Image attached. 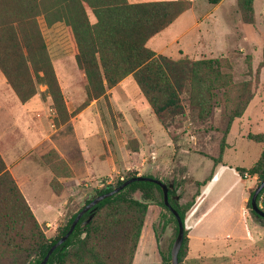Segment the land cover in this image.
Listing matches in <instances>:
<instances>
[{
    "label": "rangeland",
    "instance_id": "rangeland-1",
    "mask_svg": "<svg viewBox=\"0 0 264 264\" xmlns=\"http://www.w3.org/2000/svg\"><path fill=\"white\" fill-rule=\"evenodd\" d=\"M193 1H190L191 8L170 28L157 35L149 48L174 60L187 56L183 49L192 54L194 25L198 23L204 42L209 47L208 50H203V55L198 53V60L222 58L229 61L230 68H225L224 71L230 73L232 84L237 86L232 89V96L239 94L241 85L250 84L253 99L243 117L234 121L227 139L229 147L225 150L223 161L218 164H215L214 159L219 156L228 123V118L224 115V94H219L221 105L214 109L212 116L205 122L197 119L196 113L187 104L188 94H184L185 115L167 129L155 116L165 130L160 128L161 130L155 131V145H148L145 138L146 147L140 150L136 135L146 136L147 131L144 134L143 130L132 123L141 117L142 121L150 125L145 102L142 101L141 105L139 100H135V106L128 107L124 95L115 93L111 95L116 98L115 102L106 96L99 102L91 101L84 109L79 110L86 103L88 95L83 74L75 61L68 29L63 24L49 27L43 17L39 18L68 111L75 114L67 123L55 125L57 113L51 99L43 95L47 88L39 86V93L35 98L41 104L31 101L28 106L30 116L19 115L18 120L30 129L28 133H32V138L35 132L31 127H38L47 140L40 144L27 141L20 145L15 150L19 157L14 169H19L22 176L31 179L27 189L32 192V199L37 206H43L42 210L37 209L40 221L36 219L49 239L55 238L60 227L101 190L108 186L116 187L119 181L129 175L154 176L170 187L174 192V200L181 205L190 202L201 190L203 199L197 205V210H201V214H206V217L199 227V234L205 236L201 244L207 251L220 249L231 238L242 234V210L244 198L247 197L244 211L252 231L249 242L239 244L231 254L223 253L213 263L264 264V221L253 215L248 208L250 191H254L260 181L258 177L253 180L250 175L243 179L238 172V169H250L262 153V146L249 140L248 136L264 133V0H253L252 4L246 0H225L224 4L221 5V1L215 6L209 4L208 0ZM90 19L95 21L92 14ZM249 25L254 26L259 34L246 28ZM248 56L251 57L253 66L252 74L248 70ZM193 58L190 59L194 60ZM8 105L13 109L19 108L18 104H13L6 97L0 103L1 111ZM1 118L5 122L1 125L6 128L10 117L2 114ZM166 131L177 142L173 146L168 144ZM180 140H187L183 150L178 146ZM134 149H138L140 155H134ZM12 150L5 142L0 143V153L4 160L10 162ZM53 153L58 154L71 174L58 178L63 187L59 195L51 187L55 174L51 165L45 161V157ZM55 160L53 159L52 165L58 166L59 162ZM85 161L88 163L85 164ZM58 169L66 171L63 167ZM210 176V182L202 188L198 186L199 182H204ZM133 197L146 202L140 192L134 193ZM162 199L161 193L155 190V201L148 202L146 222L133 264H164V259L171 255L178 225L168 208L159 204ZM260 207L264 210L262 205ZM193 255L195 256V251L188 263L198 264Z\"/></svg>",
    "mask_w": 264,
    "mask_h": 264
},
{
    "label": "trees",
    "instance_id": "trees-1",
    "mask_svg": "<svg viewBox=\"0 0 264 264\" xmlns=\"http://www.w3.org/2000/svg\"><path fill=\"white\" fill-rule=\"evenodd\" d=\"M221 1L208 0L214 6ZM190 8L191 2L187 0L139 3L129 0H0V72L22 104L38 95L39 86H46L43 95L51 99L57 113L55 125L67 123L75 113L68 111L39 18L43 17L49 27L64 23L88 95L79 110L91 101L106 97L109 90L132 75L152 112L167 129L185 115L184 94H188L187 104L197 119L205 122L221 105L219 94L222 93L226 96L224 115L228 123L219 156L214 159L215 164L221 163L233 123L243 117L253 99L250 84L244 83L239 94L232 96L231 91L237 86L232 84L230 73L224 71L230 68L227 59L192 60L185 56L174 60L157 55L147 46L153 37L169 28ZM90 14L94 16V22ZM250 60L248 56V70L252 74ZM248 139L262 145L263 151L250 169H238V172L243 179L250 175L258 177L261 183L264 180V133L250 134ZM53 159L59 162L58 166L52 165ZM45 161L55 174L51 187L59 195L63 187L58 178L71 174L57 153L45 157ZM59 167L66 171H60ZM136 177V174L129 175L116 187ZM211 179L212 176L199 182L198 186L206 185ZM116 187L108 186L99 195ZM155 190L163 198L158 185L135 182L103 200L82 218L71 237L50 256L48 264H133L146 222L148 202L155 201ZM136 192H140L146 202L136 200L133 197ZM250 192L248 208L257 217L251 206L255 190ZM199 195L200 190L190 202L181 205L174 200V192L169 191L170 203L183 222ZM159 204L167 208L163 199ZM258 204L264 207V191ZM168 211L178 225L173 213ZM79 212L60 227L55 238L49 239L0 153V264H40L68 233ZM188 249L185 228L180 264H185ZM164 264H171V255L164 259Z\"/></svg>",
    "mask_w": 264,
    "mask_h": 264
},
{
    "label": "crops",
    "instance_id": "crops-1",
    "mask_svg": "<svg viewBox=\"0 0 264 264\" xmlns=\"http://www.w3.org/2000/svg\"><path fill=\"white\" fill-rule=\"evenodd\" d=\"M129 1L131 3H139L137 0H129ZM151 1H170V0H151ZM190 1L194 2L193 0H190ZM148 2H150V1H148ZM224 3H225V0H222V2L220 4L222 5ZM62 24L65 25L64 23L59 22V23H56L55 26L56 25L57 26L62 25ZM198 26H200V24H198V23L194 25L195 34H193L194 41H193V46H192V48H193L192 54H188L187 50L183 49L184 54L189 56L190 58L194 57L193 58L194 60L199 59L197 57L198 53L200 55H203V52H204L203 50L204 49L208 50V48H209L206 45V43L204 42L203 32L199 29ZM197 27H198V29H196ZM246 28H250L252 30V32L259 34L257 32V30L255 29V27L252 25L246 26ZM207 35H208V32H206V36ZM155 37H153L148 42V44H147L148 47L151 45V43L155 39ZM177 41L179 42V39ZM150 49L153 50L152 48H150ZM153 51L157 55L162 54L161 52H157L156 50H153ZM263 74H264V68H263V72H262V77H263ZM134 84H136V82H135L133 76L131 75V76L127 77L125 80H123L120 84H118L115 88L109 90L107 92L106 96H108L112 102H115L116 98L114 96L112 98L111 95H114L115 93L123 94L125 99L127 100V106L128 107H132V105L135 106V100H139L141 105H143L142 101L145 102V106L147 107V117H148V120L150 121V125H148L146 121H142L141 117H138L137 122L132 123V125L134 124L139 130H143V133L147 131V134L144 133V134H146V136L138 135V134L136 135V139L139 143L140 150H143L144 147H146V145H145L146 142L144 141L145 138L147 139L148 145L150 143H153L155 145V140H156V138L154 136L155 131L161 130L160 128H162V130H165V129L159 125L154 113L150 109V106L148 105L147 101L145 100L141 91L139 90V87L137 86L138 87V89H137V87ZM7 95H9V96H7ZM6 97H9L12 100L13 104H16V105L18 104L19 108L13 109V107L8 105L9 107L7 106V108L3 109L2 111L0 109V125L5 123V122H3V119L1 118L2 114L3 115L6 114L8 117H10L6 128L3 127V125L0 126V143L5 142L6 145L10 149H13L12 150L13 156L11 155L12 157H11L10 162H8V160H6V159H5V162H6L8 170L11 172L12 176L16 180L19 188L21 189V191H22L23 195L25 196L27 202L29 203L31 209L33 210L36 218L38 219V221H40V219L38 218V215H37V209L39 208V210H42L43 206L42 205H40L39 207L37 206L35 201L32 199V192H30V190L27 189V185L31 182V179L25 178L24 176H22L19 169H14L15 164L17 165V163H18L17 159L19 157V154L16 153L15 150H17V148L20 145L25 144L27 141H29L30 143H34V144L35 143L40 144V143H44L47 140L46 135L44 133H42L40 131V129H38V127H35V128L31 127L33 132H35V135L32 138L31 137L32 133H28V131L30 129L24 127L22 125L23 123L20 121V119L18 120L19 115L20 116L21 115L22 116H30L31 112L28 110L29 104H31L32 102H39V99L33 98L31 100L32 102L30 101L27 104H22L19 101V99L17 98V96L15 95V93L13 92V90L7 84L6 79L4 78V76L0 72V103L5 101ZM101 99H105V97L100 98L99 100H95V101L99 102ZM154 122H156L157 125H155ZM86 130L87 129H84V131H86ZM88 130H89V128H88ZM104 130H106L105 127H104ZM133 130H135V128ZM5 131L7 132V134H5ZM166 133H167V131H166ZM167 135H168V133H167ZM168 138H169V142H168L169 145L173 146L175 143H177L174 140H172L169 135H168ZM227 139H228V137H227ZM183 141H184V139H183ZM183 141L180 140L178 142V146H181V148H182L181 150H183L184 147L187 145V140H185V142H183ZM228 147H229V145L227 146V148ZM262 151H263V147H262ZM129 153H132V152L129 151ZM133 154L134 155H140V153H138V152H135ZM113 160H114V158H113ZM87 163H88V161L87 162L85 161V164H87ZM255 179H256V177H253V180H255ZM202 199H203V194L201 193V190H200V195L196 198L195 205L191 208V210L189 212H187V214L185 216L184 225H185V228L188 232V238H189L188 256L185 259V262H184L185 264H189L188 260L190 258H192L191 254H194V251H195V256L193 255L194 256L193 259L197 260L198 264H214L213 261L216 258H218V259L221 258L224 255L223 253L231 254L232 252H234L236 250V248L239 244L244 243L245 241L249 242L250 232L252 233L251 227L248 224L247 215L244 211L245 210L244 205L246 203L245 201L247 200V197H245L243 210H242L243 211V222H244V225L242 228V234L236 238H231V241L223 244V246L220 249L216 248V250H214V251H211V250L207 251V248L204 247L203 244H201L205 240V236L199 234V227L203 224V221L205 222V217H206V214L204 216L201 214L202 213L201 210H199V211L197 210V205L199 204V202H201ZM192 249H193V252H192Z\"/></svg>",
    "mask_w": 264,
    "mask_h": 264
},
{
    "label": "water",
    "instance_id": "water-1",
    "mask_svg": "<svg viewBox=\"0 0 264 264\" xmlns=\"http://www.w3.org/2000/svg\"><path fill=\"white\" fill-rule=\"evenodd\" d=\"M135 182H150L158 185L163 192V200L165 206L173 213L175 216L177 223H178V235L177 238L173 244L172 250H171V264H180L179 263V253L181 251L183 242H184V236H185V226L184 222L179 215V213L172 207L170 200H169V191L170 187L163 183L161 180H158L156 178L148 177V176H138L136 178H132L130 180L125 181L122 185L114 188L112 191L99 195L92 200H90L89 203H87L81 211L77 214L75 217L70 230L68 233L63 236L49 251L47 256L44 258V260L40 264H48L50 256L53 254V252L59 248L61 245H63L73 234L75 231L76 227L82 220V218L90 211L92 210L95 206H97L99 203H101L103 200L111 198L117 194H119L121 191L125 190L130 184L135 183ZM264 191V180L261 181L259 186L255 189L254 195L251 200V206L253 212L257 215L258 218L264 219V210L259 206L258 204V198L261 195V193Z\"/></svg>",
    "mask_w": 264,
    "mask_h": 264
},
{
    "label": "built area",
    "instance_id": "built-area-1",
    "mask_svg": "<svg viewBox=\"0 0 264 264\" xmlns=\"http://www.w3.org/2000/svg\"><path fill=\"white\" fill-rule=\"evenodd\" d=\"M247 176V175H246Z\"/></svg>",
    "mask_w": 264,
    "mask_h": 264
}]
</instances>
